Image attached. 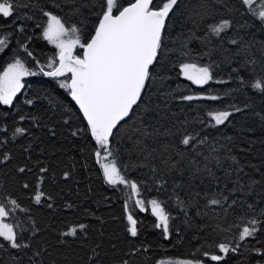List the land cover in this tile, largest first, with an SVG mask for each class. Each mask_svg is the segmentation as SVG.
<instances>
[{
    "label": "trees",
    "instance_id": "16d2710c",
    "mask_svg": "<svg viewBox=\"0 0 264 264\" xmlns=\"http://www.w3.org/2000/svg\"><path fill=\"white\" fill-rule=\"evenodd\" d=\"M17 2L21 5L18 11L32 14V9L22 7L28 4L29 0ZM61 2L71 4L72 0ZM53 3L54 0H40V5L47 4L50 9ZM55 10L61 15L67 14L69 23L84 21L81 25L84 38L92 32L96 19L94 16L88 15L85 20L84 17L72 14L66 7ZM36 17L26 22L25 34H16L17 40L23 35L31 36L32 39L28 42L30 50L42 64H46V58L55 55L57 49L43 40L41 28L35 27L37 23L43 25L46 18L38 12ZM224 18L234 21L235 27L229 31V38H240L241 45H230L226 38L221 46L220 42L213 38L214 43L205 46L199 38L207 36L208 25ZM0 25L9 30L15 29V24L4 19H0ZM167 31V48L161 60V64L166 67L156 69L162 79L160 76L155 77L140 110L143 112L147 108L150 115L141 116L138 112L116 134L113 148L114 152L118 153V165L128 178L145 183L151 189V181L146 178L150 176L153 166L159 169L160 175L166 176L169 181L167 193H178L188 204V220L191 227L183 222L184 212L177 207L175 201L168 200L167 210L173 214V224L179 228V232H173L170 240L165 239L159 229L151 227L154 217L149 213L136 212L137 218L143 222L141 236L130 238L125 231L123 207L128 189L125 186L114 188L106 183L100 164L93 154L97 146L89 134L85 132L76 137L71 135L73 130L84 129L86 125L74 102L67 92L59 87L57 80L42 75L27 77L23 97L35 98L38 95L39 99L34 107L26 106L23 114L35 116L36 121L18 120V115L21 114L19 103L15 109L0 106V126L9 129V136L15 126L29 129L28 134L0 149V152L11 155L9 161L0 163V200L11 208L9 201L16 199L23 208L30 209L28 213L16 210L6 221L27 227L30 223L28 216L35 220L40 232L34 242L48 250L41 257L44 264H87L88 255L93 248L99 254L100 264H122L123 260H127L129 264H157L160 259H188L199 256L204 250L216 251L214 248L204 249L201 245L222 242L237 232L236 228H232L231 233L222 230L231 224L239 223V213L244 210L238 208L237 213L230 212L225 217L220 214L219 209H216L215 215L206 209L202 193L214 184L213 179L206 173L201 174L194 182H189L186 175L181 177L180 173L187 166V153L183 146L177 144V138L145 135L144 132L147 129L148 133H163L167 129L175 130L184 124L187 131L198 132L200 137L207 136L208 144L201 149L204 154H208L209 145H227L231 150L230 154L245 165V171L254 179L260 180L264 175V120L260 118L264 116V95L246 87L241 91L242 86L237 77L244 75L249 78L247 68L244 67L245 60L254 59L258 66L264 65V25L247 15L239 0H181L179 10L175 15H170ZM181 44L187 45L191 56H184ZM245 44L248 45L247 54L235 55L239 47ZM210 49L211 55L208 54ZM17 51L18 45L13 41L9 49L0 53V71L12 62ZM19 51L21 58H24L23 50ZM80 52L77 48L76 53ZM228 57L233 58L229 60ZM181 60H196L201 64L215 61L219 64V68L215 69L217 80L225 82L210 83L201 88L179 74ZM29 64L36 70L31 61ZM257 71L259 72V67ZM190 94H213L221 96L222 99L191 102L179 99L182 95ZM18 100L22 102V97H18ZM57 104H63L65 110L71 109V127L63 123L60 113L54 115ZM232 104L240 107L248 104L249 107L243 113L235 114L225 125L215 126L206 116L208 110L224 109ZM4 113L8 115L5 117ZM37 122L39 127L36 126ZM52 128L56 131L55 137L51 136ZM153 149L159 157L155 161L149 157V152ZM178 151L185 155L175 156ZM228 154L224 150L219 152L221 157ZM166 159L175 161V169L171 164L166 166L163 163ZM20 167H25L26 171L20 173ZM45 167L48 172L41 173L39 169ZM65 172L69 173L67 178L63 175ZM40 176H43V183L39 190L51 196L52 200H45L37 205L33 196L37 190V178ZM174 182L183 185L175 189V193ZM25 183L29 185L28 188L23 187ZM142 195L167 199L163 193H157L155 190L143 191ZM254 199L259 202L258 197H250L247 202L252 203ZM49 203L52 204L51 208L48 207ZM69 204L72 205L71 208L67 207ZM201 211L206 215H198ZM251 215L248 213L249 218ZM79 222L89 225L87 235H82L79 239L68 238L67 244L59 243V233L66 230V226ZM134 248L141 250L132 254ZM145 248L147 250H144ZM201 258L205 264H215L207 257ZM236 259L230 254L224 264H235ZM0 264H14L7 248L0 250Z\"/></svg>",
    "mask_w": 264,
    "mask_h": 264
},
{
    "label": "snow or ice",
    "instance_id": "6c2138e0",
    "mask_svg": "<svg viewBox=\"0 0 264 264\" xmlns=\"http://www.w3.org/2000/svg\"><path fill=\"white\" fill-rule=\"evenodd\" d=\"M239 2L247 15L264 25V0H239ZM180 3L181 0H156V2L127 0L126 3L124 0H72L71 4H65L61 0H54L50 9L47 4L40 5V0H29L28 4L22 6L32 9V14L29 15L27 12L18 11L21 5L17 0H0V19L15 24L14 30L0 25V53L9 49L13 41H16L18 45V51L14 54L12 62L0 71V106L15 109L16 104L19 103L21 114L18 115V120L20 122L36 121L35 116L23 114L26 106L34 107L39 99L38 95L35 98L23 97L27 87L25 78L42 75L58 81L59 87L67 92L76 110L86 121L84 129L77 128L71 132V135L76 137L85 132L89 134L97 146L93 154L100 164L106 183L114 188L125 186L128 189L123 207L125 231L130 238L141 236L143 222L137 218L135 214L137 210L141 213H149L155 218L151 227L159 229L165 239L170 240L173 232L178 233L179 228L173 224V214L167 210L168 200L175 201L177 207L184 212L183 222L191 227L188 220V204L180 198L178 193L175 195L167 193L169 181L166 176L160 175L159 169L153 166L150 169V176L146 178L151 181L153 186L151 189L145 183L128 178L122 172V167L118 165V153L114 152L113 148L116 134L138 112L141 116L150 115L147 108L141 112V106L145 103L144 98L148 95L155 77L160 76L162 79L156 69L166 67L161 64V60L167 48V26L170 23V15H175ZM65 7L72 14L84 17L85 20L88 15L96 18L92 32L87 38L82 35L81 25L84 21L69 23L67 14L61 15L55 10ZM37 12L46 18L43 25L35 24L36 28H41V38L58 50L55 55L46 58V64H42L36 54L30 50L28 42L31 41V36L23 35L17 40L16 35L26 33V22L36 19ZM17 21L20 22L17 23ZM234 27L233 20L221 19L208 25L207 36L199 39L205 46L213 44V38L220 42L221 46L226 38L228 44L240 46V38H229V31ZM77 48L81 50L79 54L76 53ZM181 48L185 57L192 55L186 44H181ZM19 49L23 50L24 58H21ZM211 51L212 49L209 50V55ZM225 51L228 50L225 49ZM247 52L248 45L245 44L239 47L235 55H246ZM29 61L35 65L36 70ZM244 67L247 68L249 78L238 75L237 78L242 86L240 90L243 91L246 87L264 95V74H262L264 65L258 66L254 59H249L245 60ZM217 68L219 64L215 61L201 64L196 60H181L179 74L187 81L204 88L210 83L225 82L217 80L215 74ZM18 97H22V102L18 100ZM179 99L189 102L217 101L222 97L213 94H190L182 95ZM49 103L52 102L49 101ZM248 107V104L243 107L232 104L224 109L208 110L206 116L210 122H214L215 126L225 125L226 122H230L231 117L237 113H243ZM56 113H60L63 123L71 127V109L65 110L63 104H57L54 115ZM7 115L8 113H4L5 117ZM260 118L264 120V116ZM36 126H40L38 122ZM28 132L29 129L26 127L15 126L9 136V129L6 126H0V149ZM50 133L51 136H56L54 128L50 129ZM144 134L177 138V144L183 146L187 153V166L180 173L181 177L186 175L189 182H194L201 174L206 173L213 179L214 184L202 193L205 197L206 209L211 210L214 215L216 209H219L220 214L225 217L230 212L237 213L238 208L244 210L239 213V223L231 224L222 230L231 233L232 228H236L237 232L232 233L222 242L201 245L204 249L214 248L216 251L204 250L199 256L188 259H160L157 264H205L201 257H207L215 264H224L230 254L237 258L235 264H264V207H261L264 205V175L260 180L254 179L245 171V165L230 154L231 150L227 145H219V147L209 145L208 154H204L201 149L208 144L207 136L200 137L198 132L187 131L184 129V124L175 130L167 129L163 133L158 131L148 133L145 129ZM221 150L229 154L221 157L219 155ZM155 152V149L149 152V157L153 161L159 158ZM174 155L184 156L185 154L178 151ZM10 159V154L0 152V163ZM163 163L166 166L171 164L175 169L174 160L166 159ZM18 171L24 173L26 168L20 167ZM39 171L47 173L48 169L40 168ZM63 175L67 178L69 173L65 172ZM42 183L43 176H40L37 178V190L33 196L37 205L45 200H52L51 196L39 190ZM23 187L28 188L29 185L25 183ZM181 187H183L182 184L174 182L173 192L175 193V189ZM151 190L163 193L167 199H161L159 196L143 197V191ZM250 197H258L259 202L257 203L254 199L252 203H248ZM9 203L11 208L0 200V250L7 248L13 257L14 264H44L41 257L48 250L34 242V238L40 232L35 220L28 216L30 223L27 227L20 223L6 222L16 210L28 213L30 209L23 208L16 199H11ZM48 207L51 208L52 204L49 203ZM67 207L71 208L72 205L69 204ZM248 213L252 214L250 218ZM198 215L204 216L206 213L201 211ZM88 228L89 225L82 222L66 226V230L59 233L58 242L67 244L68 238L79 239L82 235L86 236ZM140 250V248H134L132 254ZM87 264H100L99 254L95 248L88 255ZM122 264H129V262L123 260Z\"/></svg>",
    "mask_w": 264,
    "mask_h": 264
},
{
    "label": "rangeland",
    "instance_id": "374dc122",
    "mask_svg": "<svg viewBox=\"0 0 264 264\" xmlns=\"http://www.w3.org/2000/svg\"><path fill=\"white\" fill-rule=\"evenodd\" d=\"M53 46H54V45H53ZM54 47H55V46H54ZM57 51H58V50H57ZM26 78H27V77H26ZM26 78H25V79H26ZM136 212L141 213V212H139L138 210H137ZM6 222H7V221H6Z\"/></svg>",
    "mask_w": 264,
    "mask_h": 264
},
{
    "label": "water",
    "instance_id": "95a60500",
    "mask_svg": "<svg viewBox=\"0 0 264 264\" xmlns=\"http://www.w3.org/2000/svg\"><path fill=\"white\" fill-rule=\"evenodd\" d=\"M154 2H156V0H154Z\"/></svg>",
    "mask_w": 264,
    "mask_h": 264
}]
</instances>
